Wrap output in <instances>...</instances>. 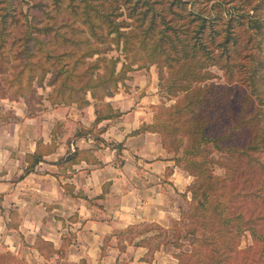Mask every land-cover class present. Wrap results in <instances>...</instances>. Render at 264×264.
<instances>
[{
  "label": "trees",
  "instance_id": "1",
  "mask_svg": "<svg viewBox=\"0 0 264 264\" xmlns=\"http://www.w3.org/2000/svg\"><path fill=\"white\" fill-rule=\"evenodd\" d=\"M230 1L19 0V11L12 12L14 0H0V73L7 74L0 76V96L12 90L9 96L23 97L29 114L40 109L44 96L38 87L48 84L53 86L48 94L53 105L84 108L95 100L97 124L120 114L107 102L105 110L96 107L97 100L114 95L130 70L151 62L159 65L163 86L184 92L153 123L143 122L131 131L175 136L173 158L195 176L188 186L185 232L192 237L194 252L181 250L176 255L180 264H261L264 258V141L260 143L255 122L245 116L251 95L261 98L264 59L261 43L255 41L264 35V22L254 13L256 0L225 4ZM244 22L254 29L247 35L236 29ZM115 48L123 59L110 53ZM211 65L224 70L226 82L213 81ZM235 70L246 72L240 85L249 88H244L239 107L232 104ZM182 134L187 139L179 153ZM209 144L234 156L231 173H214L206 154ZM116 146L120 153L122 142ZM54 149L39 139L35 151L26 154L25 172ZM88 152L76 149L61 162H77ZM133 227L139 226L126 231ZM149 229L137 230L131 240L147 246L142 235ZM247 231L254 244L242 248ZM35 246L47 258L60 250L47 240ZM19 262L30 264L24 256ZM55 264L69 262L58 259ZM76 264L88 263L81 258ZM112 264L128 262L117 259Z\"/></svg>",
  "mask_w": 264,
  "mask_h": 264
},
{
  "label": "crops",
  "instance_id": "2",
  "mask_svg": "<svg viewBox=\"0 0 264 264\" xmlns=\"http://www.w3.org/2000/svg\"><path fill=\"white\" fill-rule=\"evenodd\" d=\"M109 97L126 109L119 118L99 122L105 130L82 134L96 117L93 103L48 105L27 115V105L13 106L17 118L0 123V236L7 242V211L19 210V251L25 245L31 257L55 264L58 259L76 264H112L125 259L128 264H166L150 255L148 246L131 240L129 226L145 223L167 225L178 218L186 204L184 193L191 175L183 170L163 145L158 132L131 133L152 110L135 104L133 96ZM121 98V99H120ZM21 103V101H19ZM60 124V129L58 126ZM78 132V133H77ZM53 143L33 169L26 154L37 148L38 140ZM122 142L119 153L115 143ZM76 149H87L79 161L61 162ZM18 230V229H16ZM137 238V237H136ZM135 238V239H136ZM47 240L59 251L47 258L35 246Z\"/></svg>",
  "mask_w": 264,
  "mask_h": 264
},
{
  "label": "rangeland",
  "instance_id": "3",
  "mask_svg": "<svg viewBox=\"0 0 264 264\" xmlns=\"http://www.w3.org/2000/svg\"><path fill=\"white\" fill-rule=\"evenodd\" d=\"M32 3L35 0H28ZM226 1V0H224ZM234 2H238V0H232L228 3H225L226 5H232ZM258 2L257 9L251 10V13H258V17L264 22V0H256ZM211 3V2H210ZM27 4L24 3V7H26ZM12 12H18L19 11V0H14L12 4ZM4 11L0 8V12ZM248 22H244L240 27L236 28L238 31H243L245 35H247V32H251L254 29L247 25ZM264 29V27H263ZM247 31V32H246ZM262 47V56L264 59V35L259 34L257 36V40L255 41V44H260ZM257 49L256 46L251 48L252 50ZM110 53L118 55L121 54V57L123 59V54L118 49H113ZM143 61V60H142ZM122 62L120 61L118 63V66L120 67ZM137 65V64H136ZM211 71L215 74V76L212 78L213 81H220V82H226L227 78L224 73V70L217 66V65H211L209 67ZM264 71V70H261ZM164 72L168 73L166 68H164ZM130 77L125 78L123 81L119 82V89L115 93H119L122 95V99H126L127 96L130 95L133 96L134 100L133 102L135 104L140 105H146L147 107H150L152 110V117L149 121H143L148 123H153L155 121L156 114L160 111H163L166 106H169L173 104L176 100H178L182 95L183 91H178L177 93L171 92L168 90L167 87L163 86L164 81L162 80L160 76V69L159 65L156 62H151L143 67H138L135 69L130 70L129 72ZM7 75L6 72H1L0 76ZM234 78L232 79L231 85L233 87V90L231 92L233 96L232 104L235 107H239V98L244 97V86L240 85V81L243 80V77H245L247 74L243 70L240 72L238 70H235L234 72ZM259 85L261 90L259 91V96L261 98L255 97V95H251V102L247 107V113L246 117L251 118L252 122L256 124L254 127L255 131L257 132V138L259 139L260 143L264 141V82L261 83L259 81ZM10 89V88H8ZM53 86L45 84L44 86H39L37 93L42 94L44 97L42 99V102L40 103V109L36 111L34 114L38 113L40 110L45 109L48 107V105H45V103H50L52 106H54L51 101L48 98V94L52 91ZM246 91H249V88L247 87L245 89ZM12 93V90H7L6 94L4 96H0V123L6 120H12L15 118L14 116V110L13 106H19V104L25 105V100L23 97H10L9 95ZM114 94V95H115ZM112 95V96H114ZM111 96H107L105 99L97 100L96 107H99L101 110H105L106 108V102L110 103L112 110H118L120 111V114H114V116H109L105 119L111 118L116 119L119 118L124 112H126V109H122L120 107H117L114 105L113 101L108 99ZM120 98V99H121ZM21 101V103H19ZM95 103V100H93V104ZM71 105H76L78 108H80L76 103H72ZM230 105V104H229ZM56 106V105H55ZM95 106V104H94ZM27 115H33L29 114L27 110ZM17 118V117H16ZM95 120V119H94ZM94 120L91 123V125L86 128V130L78 131L82 134H88L91 132V134H95V139L100 140L101 136L99 133L103 132L105 128H99L98 124H94ZM101 120V121H103ZM100 121V122H101ZM142 122V123H143ZM141 125V124H140ZM60 124L58 126V129H60ZM102 130V131H100ZM100 131V132H99ZM150 131V130H149ZM77 132V133H78ZM146 132V131H145ZM152 132H158L161 135L162 143L167 140L168 145L164 144V147L172 153V158L176 154L175 150L171 148V142L175 138L173 135L167 134L165 135L160 131H152ZM96 135L100 137L99 139L96 138ZM180 141V150L179 153L182 151L184 145L186 144V135L182 134ZM47 144H53V143H47ZM117 143H115L116 146ZM173 145V144H172ZM119 151V150H118ZM121 152V150H120ZM206 154L208 159L211 161V166L213 167L214 173H221V174H228L232 171V164L234 163V156H231L227 151H219L218 149L214 148L212 144H209L206 148ZM264 158V153H263ZM175 159V158H174ZM177 164V163H176ZM181 164V163H180ZM178 164L183 170H185L188 174L191 175V182L190 184L195 180V176L188 172V170L184 169V166L181 164ZM229 180V179H227ZM189 184V185H190ZM188 185V186H189ZM187 186V190H188ZM190 191V190H189ZM186 191L184 193V197L186 198V204L182 206L180 215L178 218L172 219L167 225H161L159 223H145L143 225H140L138 228L133 227L130 229L129 235L132 236L137 230H143L144 228H150L149 230L145 231L142 236L145 237V242L148 247H150L149 254L152 255H158V258H161L162 261H165L166 264H180L179 258L176 257V255L181 251H189L194 252L193 246L194 243H191V236H187L185 234L187 224L189 223V216L186 213V210L189 205V200ZM191 193V191H190ZM14 206H9V209L7 211V224L8 222H11L12 226L7 225V228H9L5 233L3 232L2 235H5V239L7 238V242H4L2 237L0 236V250L3 252L2 255H0V264H20L19 257L24 256L26 261L30 264H44L45 262L50 264L49 262L45 260H36L35 258L31 257L30 249L25 245V250L22 251V248L19 251V210L18 208H12ZM18 229V230H16ZM141 236H137L136 239H140ZM184 242V245L178 246L179 243ZM254 244L253 238L249 231L245 232L242 238L241 247L245 248L247 246H250ZM6 251H11L12 254H7ZM15 255L17 258H12V255ZM258 254H255L256 257ZM258 262V258H257ZM261 264H264V258L260 259Z\"/></svg>",
  "mask_w": 264,
  "mask_h": 264
}]
</instances>
